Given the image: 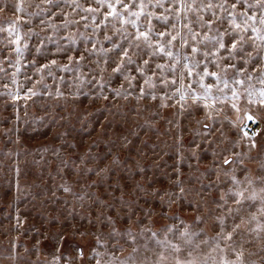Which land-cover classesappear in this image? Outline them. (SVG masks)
I'll list each match as a JSON object with an SVG mask.
<instances>
[{
  "label": "rangeland",
  "instance_id": "rangeland-1",
  "mask_svg": "<svg viewBox=\"0 0 264 264\" xmlns=\"http://www.w3.org/2000/svg\"><path fill=\"white\" fill-rule=\"evenodd\" d=\"M17 2L0 0V6L9 5L0 12V28L5 29L0 32V67L6 70L0 72V264L107 262L114 229L122 233L131 227L138 233L140 250L134 255L150 262L162 249L147 229L163 239L166 228L174 225L177 232L169 239L182 246L179 232L185 227L212 235V218L220 211L216 202L231 186L225 171L235 169L240 179L245 170L253 178L264 174V106L249 104L246 94L239 101V115L247 113L260 122L256 147L249 151L248 141L240 140L231 123L238 114L230 103L213 120L205 118L202 108L181 114L178 107L160 108L150 99L137 103L116 97L123 79L111 77V69L101 73L103 63L97 67V57L86 51L91 49L86 38L96 39L90 20H80L67 6L63 13L49 8L43 0H23L24 12L17 13L12 8ZM17 17L21 47L28 45L19 72L9 43L14 37L6 31L7 22ZM82 55L79 64L68 60ZM52 60L57 64L51 75L47 69L38 71ZM69 64L73 71L59 70ZM29 89L37 94L30 95ZM237 124L243 127L245 120ZM224 156L234 163L222 165ZM261 186L256 180L257 190ZM258 206L256 201L246 208L256 212ZM245 240L251 241L244 244L246 260L260 264L264 252L257 234L248 233ZM130 252L125 244L122 258Z\"/></svg>",
  "mask_w": 264,
  "mask_h": 264
},
{
  "label": "snow or ice",
  "instance_id": "snow-or-ice-1",
  "mask_svg": "<svg viewBox=\"0 0 264 264\" xmlns=\"http://www.w3.org/2000/svg\"><path fill=\"white\" fill-rule=\"evenodd\" d=\"M43 3L49 8L60 9L61 13L67 6L72 14L80 15V20L91 21L96 39L86 38V42L91 43V49L86 51L97 57V67L103 63L101 73L111 69V77L123 79V91H115L116 97L134 98L137 103L150 99L160 108L178 107L181 114L190 107L202 108L205 118L213 120L214 113H223L224 105L230 103L238 114L236 121L231 123L240 140L248 141L249 151L256 147L255 137L259 133L250 135L246 125L240 127L237 122L245 119L256 122L253 115H239V101L245 94L249 104L264 106V0H86V3L81 0H43ZM36 7L40 8V5ZM8 8L9 5L4 4L0 6V12ZM12 8L23 13V0ZM42 11L48 13V9ZM56 15L52 13L53 17ZM19 19L9 20L6 29L8 36L14 37L9 43L14 45L17 56L16 72H19L20 58L28 48L27 43L21 47L23 37L16 27ZM64 21L67 27L68 14H64ZM40 22L43 24L44 20ZM84 27L87 29L89 24L85 23ZM2 31L5 29L0 28ZM48 39L59 45L52 37ZM62 39L76 43L71 37ZM84 59L83 55L78 59L68 56V60L76 64ZM8 63L11 65L12 61L9 59ZM56 64L57 61L52 60L50 65L45 64L38 71L42 73L47 69L51 75V66ZM59 70L73 71L70 64ZM4 71L0 67V72ZM12 75L15 77L16 73ZM28 91L30 95L37 94L32 89ZM56 95L62 93L57 90ZM233 163L227 156L222 157V165ZM16 171L19 173L18 168ZM225 175H230L231 186L220 192L216 202L220 211L212 218V235L204 229L192 231L185 227L179 232L182 246L169 239V234L177 232L174 225L166 228L163 239L158 238L156 231L147 229L151 232V239L162 249L150 262L147 258L138 260L134 255L140 250L137 247L138 233H134L131 227L122 233L114 229L109 233L115 240L110 259L107 262L96 259L95 264H249L244 244L251 241L245 240L246 234L256 233L264 252V235H261L264 234V174L253 178L245 170L240 179L233 169L231 173L225 171ZM256 180L262 185L258 190ZM63 191L71 193L72 190L63 186ZM256 201H259L256 212L247 211L246 205L250 208ZM128 219L131 220V216ZM253 222L255 227H250ZM109 223L115 222L109 220ZM125 237L128 239L121 244L120 240ZM125 244L131 252L122 258ZM79 255L83 257V250ZM95 255L99 257L101 253ZM260 264H264V258Z\"/></svg>",
  "mask_w": 264,
  "mask_h": 264
},
{
  "label": "built area",
  "instance_id": "built-area-1",
  "mask_svg": "<svg viewBox=\"0 0 264 264\" xmlns=\"http://www.w3.org/2000/svg\"><path fill=\"white\" fill-rule=\"evenodd\" d=\"M255 118V117H254ZM255 123H253L252 121H247L246 119H245V124H244V126L246 125V130H248L249 131V134L251 135L252 134V132H257L258 131V129H259V127H260V122L255 118ZM243 126V127H244Z\"/></svg>",
  "mask_w": 264,
  "mask_h": 264
}]
</instances>
